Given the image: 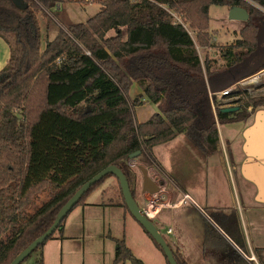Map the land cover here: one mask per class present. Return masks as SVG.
Segmentation results:
<instances>
[{"label":"trees","instance_id":"obj_1","mask_svg":"<svg viewBox=\"0 0 264 264\" xmlns=\"http://www.w3.org/2000/svg\"><path fill=\"white\" fill-rule=\"evenodd\" d=\"M19 1L21 8L0 0V39L9 52L0 70V264H10L42 235L74 192L102 169H120L134 198L129 155L139 151L134 160L152 167L153 148L180 134L204 154H215L217 122L245 119L247 107L264 106V96L237 90L227 98L238 97V111L222 113L215 95L264 68V0H102L85 22L68 18L71 0ZM210 6L248 13L222 54L221 69L198 52L213 47ZM134 84L141 94L129 102ZM142 103L157 112L138 124L132 109ZM109 177L91 186L71 211ZM40 195L41 206L25 215ZM204 212L218 223L226 216ZM227 216L241 236L237 212ZM115 244L112 264H144L123 239ZM172 253L177 264H186ZM36 264H43L41 253Z\"/></svg>","mask_w":264,"mask_h":264},{"label":"crops","instance_id":"obj_2","mask_svg":"<svg viewBox=\"0 0 264 264\" xmlns=\"http://www.w3.org/2000/svg\"><path fill=\"white\" fill-rule=\"evenodd\" d=\"M8 56V48L0 40V70L6 64ZM260 86H264V79L261 81ZM132 87L134 88V97L141 94V90L136 84L132 85ZM235 91L237 90L235 89ZM219 92H216L217 98H220L219 109L237 108L240 106L235 102L236 97H221L217 94ZM234 98L236 99L233 100ZM144 106H151L152 110H154L149 117L157 112V107L151 103H145ZM143 107L142 109H144ZM250 108L252 107L249 106L246 110ZM145 110H142V114L139 116H143L146 113H144ZM255 112H259L258 115L264 117V107L258 108ZM147 114H150V111ZM145 117L144 119L139 117L138 120L134 119V121L138 124L143 123L149 118L146 119ZM260 118L256 119L255 113L247 119L229 121L221 124L223 129L222 133L226 137L224 139L221 138L217 130L219 138L218 151L215 154L206 155L198 150L199 154L204 158L195 156L194 161L197 158L200 165L201 163L203 164V167L200 166L199 168L202 171L203 177V182L201 183L187 182L183 184L180 183L179 179L177 181H170L166 176L174 172L178 176L179 168L174 166V164L172 166L165 165V162L169 160L167 157V148L162 151V158L156 155L160 147H168L167 145H171L174 141L181 143L183 134L153 148L152 153L156 162L155 166L159 172L161 171V175L167 179L164 181L157 173H152L151 170L146 169L149 177L159 188L155 197L163 200V204L157 210L158 213L153 221L156 220L161 230L155 227L173 245L174 250L170 249L175 251L186 264H264V120ZM137 186L138 175L136 174L135 190ZM183 195H188L202 210L207 212H224L226 216L221 217L218 223L208 216L207 218L203 217L193 207L194 216L189 215L187 210L190 206L180 205L179 202ZM141 196L142 198L140 200L144 204L145 197L143 193ZM113 203L115 205H107ZM123 204L124 202L117 180L111 177L107 178L89 194L83 204L77 206L78 208L75 207L70 212L76 214L72 216L68 214L69 217L67 216L61 230L58 232L61 240L59 243L63 244V239L68 238L69 242L65 243L66 249H73L72 246L75 241L71 240V232L78 217L80 216L79 220L81 223L77 224V227H81L84 230V227L87 225L86 216L88 212L94 211L92 215L96 214L98 216L100 210V215L104 216L106 206H115L121 212L119 219H122L124 226L128 225L129 228H132L137 233V237L140 238V242L147 245V234L144 231L142 232L140 228L134 226L131 220H135L122 206ZM232 210L237 212L242 233L241 236L227 222V214ZM162 212H165V218L160 220L158 217ZM167 212L168 214H166ZM241 212L248 214V221L245 218L244 226L241 223L239 214ZM97 219L102 222L99 217ZM203 223L211 226L209 231L207 228L205 231H202L204 229V227L201 228ZM167 229H171L169 234L166 233ZM236 239L239 240L240 244H238ZM123 240L125 246L131 253L135 257L141 258V261H144V257L137 256L132 247L128 245L126 238H123ZM239 245H245L246 249H242ZM42 250V258L45 261L48 250L51 249L46 246ZM241 250H247V252L245 253ZM114 251H116V246ZM143 251H145L144 253H149L152 250ZM248 254L254 256L256 263H250L246 260V255ZM111 262L113 261L111 260Z\"/></svg>","mask_w":264,"mask_h":264},{"label":"rangeland","instance_id":"obj_3","mask_svg":"<svg viewBox=\"0 0 264 264\" xmlns=\"http://www.w3.org/2000/svg\"><path fill=\"white\" fill-rule=\"evenodd\" d=\"M76 0H71L70 2H67L66 5V11L68 13V18L71 21L74 22H85L88 18L92 17L94 14L99 12L101 8V2L102 0L96 1L93 4H85L81 2H74ZM255 6V5H254ZM257 9L261 10L260 8L256 7ZM228 8L226 7H218V6H210L208 11V32L214 33L213 38V47L203 51L200 48H198L199 56L201 59L205 57V55H208L210 60L214 61V66L217 68H222V66L225 64V60L223 59V52L229 48L231 44L234 43V41L238 38V32L240 29L244 26L245 22L242 21H231L228 19ZM263 11V10H262ZM178 22H182L188 33L192 38H194V34L192 31H190L187 28L186 23H184L179 17H174ZM113 32H110L108 36L112 35ZM2 41V39H0ZM3 42V41H2ZM6 45V44H5ZM264 57V54H263ZM245 69V68H243ZM240 72L242 70H239ZM241 79L240 81H242ZM240 81L236 82L232 86L236 90H241V88H244L247 90L246 92L251 95L252 97L255 96H264V86H257V87H251V86H241ZM231 86V87H232ZM258 88V89H257ZM262 88V89H260ZM134 88L132 87L130 92L128 93V100L131 102L134 97ZM238 98V97H237ZM234 98L233 100H235ZM220 100V98L218 99ZM226 102V101H225ZM223 103V102H222ZM145 103H142V105H137L132 109V113L134 115V119H144V117L147 119L153 112L151 106H144ZM220 104V103H219ZM144 106V107H143ZM139 107V108H138ZM142 107L146 109L144 111L145 114L143 116H139L142 114ZM258 109L254 110L257 111ZM150 114H147L149 113ZM217 130L219 132V135L221 138H225L226 136L222 133V125L220 123H216ZM181 143H176L174 141L171 145H167L168 147H160L156 155L160 158H162V151H164L165 148H167V157L168 162H165V165L176 166L179 168L178 176H176V172L173 174H168V179L170 181H177L179 179L180 183H187V182H195V183H201L203 182L202 177V171L199 169L200 166L203 167V164L198 162L197 158L196 161H194L195 156L202 157L201 154H199L198 149L188 141L184 136H182ZM204 158V157H202ZM136 166H133L135 169L134 171L138 175V186L135 190L134 185V199L136 203L139 205L140 208L143 207L141 194V186H142V175L140 174V171L137 167H143L147 170H151L152 173H157L163 180H167L166 177L161 175V171L157 169L155 165L146 166L142 159L132 160ZM203 162L207 165V163L203 160ZM199 164V165H197ZM228 173V172H227ZM114 178V177H111ZM144 197H151L149 194H144ZM43 196V195H42ZM40 195V198H37L35 203L30 206L26 211L25 215H31L34 213V211L41 206V199L43 198ZM143 197V198H144ZM40 199V200H39ZM147 201V200H146ZM163 200H159L158 203H162ZM115 203V202H114ZM107 204V205H115V204ZM145 203V201H144ZM106 206L105 208V214L104 216L100 215V210L98 213V216L96 214L92 215L94 211H90L87 214L86 223L87 225L84 227V230H82L81 227H77V224H80L79 217L77 221L75 222L73 226V230L71 232V240L75 241L74 245L72 246L73 249L67 248L66 249V242H69L68 238L63 239V244L59 243L60 236L58 234L59 231H57L51 239L46 241L43 247L48 246L51 250H48V254L46 255V259L43 262L44 264H112L111 260L114 259V248H115V242L116 240H120L123 238H126V241L128 245L132 247V249L135 251L136 255L139 257H144V261H142L144 264H167L165 257L163 254L156 248L153 241L146 235L147 245L145 243L140 242V238L137 237V233L134 232L132 228H129L128 225L124 226V223L122 219L120 218V210L118 207H110ZM78 208V207H77ZM241 211V210H240ZM70 216L76 214V213H68ZM168 214V212L166 213ZM241 217V223L243 226L245 225V218L248 221V214L239 213ZM69 217V215H67ZM99 217L100 220L97 219ZM67 218V217H66ZM165 218V212H162L158 219L163 220ZM131 220V219H130ZM134 226L136 228H140L141 226L136 222L132 221ZM152 223L161 230V227L159 224L155 221H152ZM130 224V221H129ZM140 226V227H139ZM126 227V228H125ZM99 229V230H98ZM138 230V229H137ZM75 231V232H74ZM74 232V235H73ZM248 233V231H247ZM164 239H166L168 246L174 250L173 245L171 242H169L166 238V236H163ZM39 249L33 253H31L23 262L20 264H36L39 258L40 253L43 254V250ZM141 252H140V251ZM143 250H152L149 253ZM143 252V253H142ZM137 259L141 260V258L136 257ZM120 264H130L128 261L125 263Z\"/></svg>","mask_w":264,"mask_h":264},{"label":"water","instance_id":"obj_4","mask_svg":"<svg viewBox=\"0 0 264 264\" xmlns=\"http://www.w3.org/2000/svg\"><path fill=\"white\" fill-rule=\"evenodd\" d=\"M13 3L20 7L21 2L19 0H13ZM21 8V7H20ZM228 19L231 21H242L247 22L248 13L245 9L241 7H231L228 10ZM237 108H223L222 112L232 113L235 112ZM140 155V152L137 151L131 155H129V160H133ZM138 170L142 175V193L153 195L159 191L158 185L153 182V180L149 177L148 172L143 167H138ZM112 175L118 182L121 195L123 198V202L127 208V211L132 216V218L141 226V228L151 237V239L162 249L163 256L165 257L167 264H177L174 260L172 250L168 246L167 242L160 234L155 225L147 219L142 209L136 203L135 199L132 197V194L129 189L128 181L126 177L123 175L120 169L115 166H108L95 175H93L90 179H88L85 183H83L78 190L74 192V194L66 201V203L59 209L57 212L55 219L52 225L39 237L33 240L27 247H25L21 252H19L15 258L10 262V264H20L23 262L39 245L43 244L48 237L57 229L60 222L67 216V214L71 211V209L79 202L81 197L87 192V190L102 180L105 176ZM193 208L190 207L187 210L189 215L194 216ZM202 231L211 228V226L207 223H203L201 228Z\"/></svg>","mask_w":264,"mask_h":264},{"label":"built area","instance_id":"obj_5","mask_svg":"<svg viewBox=\"0 0 264 264\" xmlns=\"http://www.w3.org/2000/svg\"><path fill=\"white\" fill-rule=\"evenodd\" d=\"M99 1V0H76L74 2H81V3H85V4H93L94 2ZM140 0H132V2H139ZM264 79V68L261 69L260 71H258L257 73L244 78L242 81H240V85L247 87V86H251V87H257L261 84V81ZM241 90H245L244 88H241ZM233 92H235V88L234 86L226 88L222 91H220L219 93H217L219 96L221 97H227L230 96ZM211 95V94H210ZM216 95V93H215ZM130 166H135V164L133 162H129ZM158 193V192H157ZM156 194V193H155ZM155 194L151 195V197H145L144 201L145 203L143 204L142 212L144 214V216L149 219L150 221H153V219L155 218V216L157 215V210L161 207V205L163 203H158L159 200L157 197H155ZM150 196V194H149ZM147 200V201H146ZM180 205H187L190 207L195 208L203 217L207 218L206 213L204 212V210H202L200 207H198L193 200L188 196V195H183V197L180 199ZM171 229H167L166 233H170ZM246 260L250 263H256L255 258L252 254H248L246 255Z\"/></svg>","mask_w":264,"mask_h":264},{"label":"flooded vegetation","instance_id":"obj_6","mask_svg":"<svg viewBox=\"0 0 264 264\" xmlns=\"http://www.w3.org/2000/svg\"><path fill=\"white\" fill-rule=\"evenodd\" d=\"M262 107H264V106H261V107H252V108L246 110L247 118H248L250 115H254V114L256 113V119H259V118L261 117V118L264 120V117L258 115V113H259L260 111H259V112H254V110H256V109H258V108H262ZM237 111H238V108H237ZM237 111H236V112H237ZM247 118H245V119H247ZM261 118H260V119H261Z\"/></svg>","mask_w":264,"mask_h":264}]
</instances>
